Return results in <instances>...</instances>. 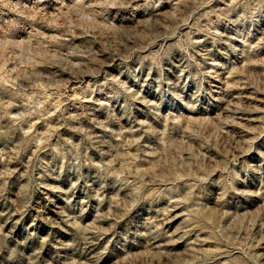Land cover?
<instances>
[{
  "label": "rangeland",
  "instance_id": "obj_1",
  "mask_svg": "<svg viewBox=\"0 0 264 264\" xmlns=\"http://www.w3.org/2000/svg\"><path fill=\"white\" fill-rule=\"evenodd\" d=\"M0 264H264V0H0Z\"/></svg>",
  "mask_w": 264,
  "mask_h": 264
}]
</instances>
